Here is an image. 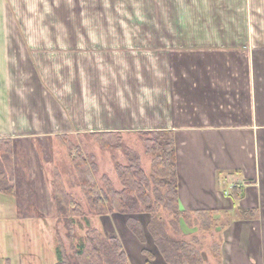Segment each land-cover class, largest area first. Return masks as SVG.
<instances>
[{"label":"crops","instance_id":"crops-1","mask_svg":"<svg viewBox=\"0 0 264 264\" xmlns=\"http://www.w3.org/2000/svg\"><path fill=\"white\" fill-rule=\"evenodd\" d=\"M141 130H173L181 208L219 212L222 264H264V0H0L16 162L40 182L38 141Z\"/></svg>","mask_w":264,"mask_h":264},{"label":"rangeland","instance_id":"rangeland-1","mask_svg":"<svg viewBox=\"0 0 264 264\" xmlns=\"http://www.w3.org/2000/svg\"><path fill=\"white\" fill-rule=\"evenodd\" d=\"M57 135L44 142L38 141L37 145L33 144V151L39 154L42 170L45 172L39 179L40 182L35 177L28 152L21 147L19 148L22 151L17 150L20 159L16 162L14 157L15 193L13 196L0 193V264H56L58 246H62L73 262H77L76 251L80 238L86 237L92 228L107 237H120L126 247L130 264H149L148 261L151 264H168L156 254L158 251L149 232V239L142 243L129 229L126 224L128 214L110 212L98 215L90 209L79 185L68 147L57 139ZM69 135L85 153L95 155L99 165L96 173L98 182L103 185L102 177L108 175L114 185L120 188L115 162L127 163L124 152L121 149L104 150L88 134ZM124 139L127 145L141 154L143 167L150 173L151 156L145 154L142 139L136 134L128 135ZM16 163L19 167L18 173ZM57 173L60 174L67 191L82 204L84 214L75 217L74 222L67 219L57 189ZM156 215L166 221L172 236L187 241L198 238L197 247L204 264H222L221 223L206 231L198 219L192 222V226L181 220L180 230L177 232L170 225L173 216L169 211L158 207ZM136 216L145 227L151 218L150 213L142 211ZM144 249L152 252L154 258L150 259Z\"/></svg>","mask_w":264,"mask_h":264},{"label":"trees","instance_id":"trees-1","mask_svg":"<svg viewBox=\"0 0 264 264\" xmlns=\"http://www.w3.org/2000/svg\"><path fill=\"white\" fill-rule=\"evenodd\" d=\"M87 134L100 148L111 151L121 149L127 158L126 164L115 162L121 187L117 188L108 175H103L101 185L96 178L99 165L95 155L85 153L79 144L70 139L69 134L56 136L68 147L79 185L90 209L98 215L110 212L128 214L126 224L129 229L142 243L147 241L149 232L168 264H204L197 247L198 238L187 241L172 236L166 221L156 215L158 207L169 211L173 216L170 225L177 232L181 220L192 226V222L198 219L206 231L217 225V210L191 212L181 208L173 130L137 132L143 141L145 154L151 156L150 173L143 167L141 154L125 143L122 132L94 131ZM56 180L67 219L74 222L75 217L84 214L82 204L67 191L59 173L56 174ZM0 193L7 196L15 193L14 144L10 137L0 138ZM141 211L151 214L146 227L136 216ZM249 214L256 217L255 211H244V216ZM224 227L221 225V228ZM144 252L150 259L154 258L149 250L144 249ZM56 256V264H130L122 239L118 236L107 237L94 228L89 230L86 237L80 238L76 251L77 262L65 254L62 246L57 247Z\"/></svg>","mask_w":264,"mask_h":264}]
</instances>
